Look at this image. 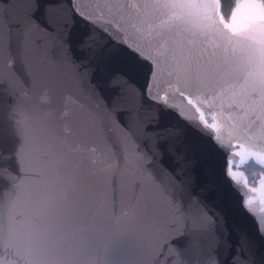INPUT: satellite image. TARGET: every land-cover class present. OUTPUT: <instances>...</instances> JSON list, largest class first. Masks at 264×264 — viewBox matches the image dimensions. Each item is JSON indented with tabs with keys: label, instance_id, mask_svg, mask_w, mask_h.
Returning <instances> with one entry per match:
<instances>
[{
	"label": "water",
	"instance_id": "95a60500",
	"mask_svg": "<svg viewBox=\"0 0 264 264\" xmlns=\"http://www.w3.org/2000/svg\"><path fill=\"white\" fill-rule=\"evenodd\" d=\"M38 2L0 0V264H31L35 225L73 264H264V192L239 170L264 155V99L236 69L264 80L260 26L199 31L175 0ZM185 72L200 84L181 96Z\"/></svg>",
	"mask_w": 264,
	"mask_h": 264
},
{
	"label": "snow or ice",
	"instance_id": "6c2138e0",
	"mask_svg": "<svg viewBox=\"0 0 264 264\" xmlns=\"http://www.w3.org/2000/svg\"><path fill=\"white\" fill-rule=\"evenodd\" d=\"M37 8H39L38 0H34ZM173 6H178L189 10V14L194 10L196 14L201 15L203 23L196 26L199 31H220L217 25L221 26L223 32L230 34L226 38L241 36L243 34L244 40L256 41L255 31L256 25L260 26L261 37L264 38V0H236L235 9L231 12L230 16H226L222 10L221 0H175ZM89 23L93 24L96 29L105 31V29L99 28L100 21L94 17H86ZM50 31V29H48ZM117 43H120L117 41ZM140 60L148 61V57L141 55L139 49H132ZM149 75L156 77L159 70V62L153 58L148 62ZM236 69L239 72L246 73L243 77V84L240 85L241 90L247 95L251 96L253 93L264 99V80L251 79L255 69L252 66L236 65ZM261 70L264 71V57L261 60ZM240 79V77H237ZM180 84V95L184 96V89H197L200 84L199 76L185 72L184 78L178 81ZM236 85H232L235 87ZM187 98V97H186ZM188 103L196 108V112L200 113V108L197 107V101L200 97L187 98ZM214 119V117H213ZM201 122L204 123V127L209 130L210 133L216 131V125L208 124L205 122V117H201ZM212 138L223 147L220 142L219 136L213 135ZM233 155H241L239 152L233 153ZM254 156L255 154H250ZM246 161L242 158L240 164H244ZM258 163L264 164V158L258 159ZM229 168L239 165H234L231 159L227 160ZM230 179L239 183V177L229 171L227 173ZM247 202H245L246 205ZM181 210H183L181 208ZM187 227V224H185ZM183 231L175 239L179 240L183 238ZM24 252L26 257L31 261V264H73L76 257V250L71 248L66 243L55 240L51 234L49 228H41L39 225H35L29 229L27 241L24 245Z\"/></svg>",
	"mask_w": 264,
	"mask_h": 264
},
{
	"label": "flooded vegetation",
	"instance_id": "af4514ba",
	"mask_svg": "<svg viewBox=\"0 0 264 264\" xmlns=\"http://www.w3.org/2000/svg\"><path fill=\"white\" fill-rule=\"evenodd\" d=\"M260 158H264V155L255 154L242 164L239 170L244 172L251 186L264 192V164L258 163Z\"/></svg>",
	"mask_w": 264,
	"mask_h": 264
},
{
	"label": "trees",
	"instance_id": "16d2710c",
	"mask_svg": "<svg viewBox=\"0 0 264 264\" xmlns=\"http://www.w3.org/2000/svg\"><path fill=\"white\" fill-rule=\"evenodd\" d=\"M235 4L236 0H221L222 10L226 16H230Z\"/></svg>",
	"mask_w": 264,
	"mask_h": 264
}]
</instances>
